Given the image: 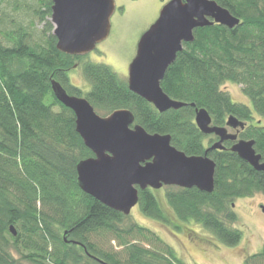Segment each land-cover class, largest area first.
Here are the masks:
<instances>
[{
  "label": "trees",
  "instance_id": "obj_1",
  "mask_svg": "<svg viewBox=\"0 0 264 264\" xmlns=\"http://www.w3.org/2000/svg\"><path fill=\"white\" fill-rule=\"evenodd\" d=\"M214 1L240 24L195 30L161 82L168 97L188 106L161 114L97 63L84 67L91 84L85 98L108 115L132 111L136 125L170 135L172 145L189 156H203L216 142L196 127V109H206L214 126L226 127L234 116L249 125L241 139L255 141L264 157V0ZM51 16L49 0H0V264H185L160 236L137 224L124 227L128 216L78 186V164L94 154L76 132L75 113L52 91V80H58L69 94H84L71 84L69 67L77 57L58 50ZM226 84L240 85L250 105L235 102ZM256 116L262 121L252 124ZM224 146L208 154L217 169L214 193L177 187L166 198L181 221L201 223L235 246L242 232L232 225L236 217L228 203L264 192V174L232 153L231 142ZM155 192L140 191L138 205L167 224ZM108 244L116 246L105 249ZM254 261L264 264V249Z\"/></svg>",
  "mask_w": 264,
  "mask_h": 264
},
{
  "label": "water",
  "instance_id": "obj_2",
  "mask_svg": "<svg viewBox=\"0 0 264 264\" xmlns=\"http://www.w3.org/2000/svg\"><path fill=\"white\" fill-rule=\"evenodd\" d=\"M49 1L53 35L63 54L84 57L109 38L117 9L115 0ZM160 12L138 43L136 58L129 65L128 88L163 114L188 106L168 97L161 82L184 45L194 41V31L215 24L233 30L240 19L214 0H170ZM52 91L63 106L75 113L76 132L94 154L78 164V186L123 216L131 214L138 206L139 192L147 189L170 186L214 193L217 169L208 154L227 150L224 144L228 142L233 144L232 153L264 174V157L257 153L255 141L240 138L239 131L246 125L234 116L229 117L226 127H219L213 125L206 109H196V127L204 136L219 140L203 156H189L172 145L170 135H152L136 125L132 111L120 109L102 117L88 99L69 94L58 80H52ZM11 231L16 235L13 227Z\"/></svg>",
  "mask_w": 264,
  "mask_h": 264
},
{
  "label": "rangeland",
  "instance_id": "obj_3",
  "mask_svg": "<svg viewBox=\"0 0 264 264\" xmlns=\"http://www.w3.org/2000/svg\"><path fill=\"white\" fill-rule=\"evenodd\" d=\"M169 1L115 0L117 9L111 19L109 38L97 45L92 53L75 58L69 67L71 84L83 91L84 98L91 90V84L85 79L84 67L88 63L108 66L119 78L128 83L129 65L136 58L138 43L144 33L158 20L160 11ZM33 25L38 31L44 26L42 22L37 21H33ZM224 91H227L235 102L250 105L240 85L226 84ZM97 113L102 117L109 116L101 110ZM261 121V117L256 116L252 124H259ZM229 131L233 133L232 130ZM208 143L209 138L205 143L206 148ZM174 189L177 190L176 187L166 186L155 192L167 224L144 215L138 205L126 219L124 227L137 224L151 230L167 245L172 246L175 255L185 264H263L260 261H251L254 255H259L264 249V192H256L249 198L234 199L228 203L229 206L232 205L229 211L236 217L235 224L232 225L242 232L239 244L229 246L218 240L215 233L207 230L201 223L183 222L176 217L166 198L168 192H174ZM115 246L108 244L105 249L112 250L110 247ZM20 257L16 258L20 261Z\"/></svg>",
  "mask_w": 264,
  "mask_h": 264
},
{
  "label": "flooded vegetation",
  "instance_id": "obj_4",
  "mask_svg": "<svg viewBox=\"0 0 264 264\" xmlns=\"http://www.w3.org/2000/svg\"><path fill=\"white\" fill-rule=\"evenodd\" d=\"M169 2H170V1H169ZM165 6H166V5H165ZM245 125H246V126H245L244 129H242V130L240 129V131H239V136H240V132L245 131V130L248 128V126H249V125H247L246 123H245ZM210 138H212V140H216L215 143H217V141L219 140V138H218V137H215V136H210ZM240 138H241V136H240ZM215 143H214V144H215ZM225 144H226V143H225ZM232 145H233V144H232Z\"/></svg>",
  "mask_w": 264,
  "mask_h": 264
}]
</instances>
